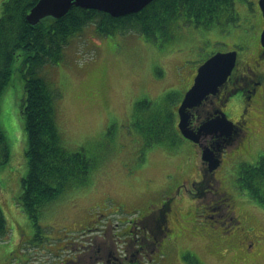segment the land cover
<instances>
[{
  "label": "rangeland",
  "instance_id": "1",
  "mask_svg": "<svg viewBox=\"0 0 264 264\" xmlns=\"http://www.w3.org/2000/svg\"><path fill=\"white\" fill-rule=\"evenodd\" d=\"M5 1L0 0V14ZM259 1L236 0L235 20L221 18L220 25L210 29L175 24L171 38L160 37L155 42L137 33H118L98 43L96 38L100 37L87 27L65 47L59 64L41 69L40 75L57 91L55 108L63 145L70 153L83 151L91 167L82 181L73 180L71 188L46 207L39 219V229L18 205L29 165L22 117L25 98L22 59L15 62L10 83L1 98V123L11 158L0 166V208L10 231L7 238L0 240V264H5L7 254L15 251L13 242L23 231L26 240V236H34L38 231L40 239L57 241L74 235L77 231L73 229L79 224L85 228L83 223L88 218L108 213L114 219L133 217L148 224L147 218L142 217L149 211L158 213V208L166 202L177 213L182 210L190 214L179 213L170 218L171 234L175 229L178 237L173 240L177 247L162 264H201L192 249L200 253L202 264H264V207L261 205L264 191L251 198L238 181L243 168L264 158V87L255 110L261 138L256 137L252 145L249 139L239 146V140L232 142L227 148L232 149L224 154L222 165L214 172L216 181L210 179L200 148L193 143L182 138L173 142L165 137L160 143L148 145L150 141L145 132L138 133L133 127L138 102L152 103V107L143 108L139 113V119L148 126L156 112L166 109L170 102H164L166 95L173 93L174 100H180L189 87L188 77L211 55L238 50L240 61L243 56L254 55L264 27ZM237 98L243 100V93L235 97L236 103ZM242 110L239 104L233 117ZM249 121L252 123L253 118ZM246 128H250L249 123ZM167 153L178 154V159L166 160ZM182 166L184 173L175 176ZM200 172L202 179L193 183L196 190L185 189V198L179 197L174 190L182 178L197 180L195 177ZM215 189L231 196V210L240 221L235 233L225 232L222 226V232L209 229L202 220L206 222L210 218L196 215L205 210L202 204L218 198ZM149 225L161 243H168L163 234L160 236L157 225L152 221ZM233 237L236 238L232 242L240 245L229 248L227 244H231Z\"/></svg>",
  "mask_w": 264,
  "mask_h": 264
},
{
  "label": "trees",
  "instance_id": "2",
  "mask_svg": "<svg viewBox=\"0 0 264 264\" xmlns=\"http://www.w3.org/2000/svg\"><path fill=\"white\" fill-rule=\"evenodd\" d=\"M37 2L7 0L3 3L0 15V166L7 164L10 159L9 145L1 124V98L10 83L15 62L22 59L21 71L25 80L22 117L28 140L25 156L29 172L22 180L23 192L18 203L35 228H39L44 208L71 187L73 180H82L91 167L83 151L70 153L63 146L55 112L57 91L52 83L40 75L41 69L59 64L70 39L82 33L87 26H94L101 36L137 31L148 39L158 40L168 37L167 33L178 21L210 29L220 25L221 18L233 21L238 15L236 0H155L140 12L122 17L73 6L62 18L46 17L33 25L27 15ZM261 50L258 42L254 54L260 57ZM148 104L147 101H141L138 108ZM177 107L178 104L173 110L164 109L152 126H136L137 131L142 129L145 132V137L150 141L148 145L160 143L165 137L173 140L178 135ZM241 181V186L253 198L262 194L264 162L259 168L247 169ZM261 204L264 205V196ZM155 212L153 210L151 214ZM208 222H211L212 228L220 225L212 219ZM224 231L229 232L225 228ZM8 233L7 220L0 208V239L6 238ZM19 244L13 245L15 251L9 252V256L14 255L17 259L22 257L23 250Z\"/></svg>",
  "mask_w": 264,
  "mask_h": 264
},
{
  "label": "flooded vegetation",
  "instance_id": "3",
  "mask_svg": "<svg viewBox=\"0 0 264 264\" xmlns=\"http://www.w3.org/2000/svg\"><path fill=\"white\" fill-rule=\"evenodd\" d=\"M244 60L238 62V67L227 84L221 89L220 94L210 98L194 111L196 116L193 125L195 127H198L204 118L220 112V109L229 116H233L239 107L240 99L237 98L238 102L236 103L235 97L242 96V90L250 92L249 85L245 81L254 82L259 78L258 83L260 84L259 80L264 77V67L263 69L249 68ZM255 92L252 91V94L255 95ZM237 116L238 118L235 120L239 124L240 131L235 139L244 136V141L248 142V137L250 139L252 137L245 131L248 119L242 113ZM218 142V139L212 140L211 145L220 151L222 147L218 145ZM230 208L228 198H215L205 203L204 212L215 222L224 225L229 232L235 233L237 221L233 216H230ZM222 210L226 212L222 213ZM176 214L179 213L167 209V211L154 217V224L159 228L160 236L165 235V230L173 229L170 218ZM94 222L97 220L88 218L83 223L85 228L81 224L77 226L76 230L80 233L78 237L62 238V242L55 247L46 243H33L29 249L31 259H36L40 264H49L51 261H56L55 264H144V259L150 260L151 254L156 253L163 245L159 241L160 237L155 236L151 227L146 228L141 219H122L114 224L108 220L105 229L101 231H92V228L97 227L93 224ZM149 231L152 234H149Z\"/></svg>",
  "mask_w": 264,
  "mask_h": 264
},
{
  "label": "water",
  "instance_id": "4",
  "mask_svg": "<svg viewBox=\"0 0 264 264\" xmlns=\"http://www.w3.org/2000/svg\"><path fill=\"white\" fill-rule=\"evenodd\" d=\"M152 1L153 0H39L37 5L28 15V20L30 23L36 24L41 19L48 16L60 18L64 16L73 5L87 9L101 10L110 13L113 16H123L140 11ZM260 6L264 12V0L260 2ZM262 45L264 46V32L262 34ZM236 59L237 53L235 51L218 53L207 60L199 68L194 84L186 93L179 108V127L184 137L193 141H200L201 135L209 127L216 126L217 123L221 125V122L230 126V123L227 122L226 116L218 117L216 120L203 125V129L200 131L199 135H194L187 129L189 119L187 109L200 105L209 94H215L218 92L219 87L227 81L235 67ZM203 149V159L210 162L211 159L209 156L211 151L206 147H203ZM215 167L216 165H210L211 170Z\"/></svg>",
  "mask_w": 264,
  "mask_h": 264
}]
</instances>
